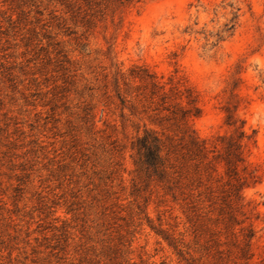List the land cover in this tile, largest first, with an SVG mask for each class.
I'll list each match as a JSON object with an SVG mask.
<instances>
[{"label": "rangeland", "instance_id": "374dc122", "mask_svg": "<svg viewBox=\"0 0 264 264\" xmlns=\"http://www.w3.org/2000/svg\"><path fill=\"white\" fill-rule=\"evenodd\" d=\"M141 68L193 88L201 138L239 104L258 175L248 264H264V0H0V264H186L159 228L212 264L213 230L195 228L224 242L217 212L134 181L136 137L162 131Z\"/></svg>", "mask_w": 264, "mask_h": 264}, {"label": "trees", "instance_id": "16d2710c", "mask_svg": "<svg viewBox=\"0 0 264 264\" xmlns=\"http://www.w3.org/2000/svg\"><path fill=\"white\" fill-rule=\"evenodd\" d=\"M233 14L232 24L228 26L226 23V29L217 33V42L223 39L224 32L234 27L236 11ZM140 71L132 74L143 83L141 87L144 90L140 95L155 104L153 120L162 127V131L146 127L136 137L133 144L135 183H162L173 197L184 195V200H188L200 217L211 220L209 214L217 212V224L223 226L220 231H223L224 242L208 224L203 225L205 228L202 225L195 228L200 234L201 231L213 230L206 242L207 254L213 258L212 264H248L254 257L256 234L250 220L260 212L255 206L246 209L251 202H246L243 191L256 184L258 175L246 160L245 150L253 136L247 134L245 120L237 113L239 104L225 108L226 124L232 130L218 134L210 141L201 138L191 123L201 114L198 95L193 88L174 83L173 79L162 82L147 68ZM219 165L224 169L222 174L218 172ZM220 181L221 185L215 188L214 182ZM206 203L211 207L207 212L203 210ZM156 231L177 250L186 264H204L186 256L172 234L162 228Z\"/></svg>", "mask_w": 264, "mask_h": 264}]
</instances>
